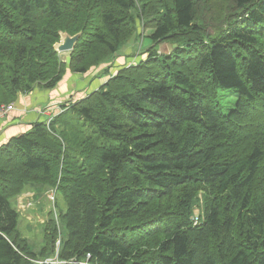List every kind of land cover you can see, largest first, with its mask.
Returning <instances> with one entry per match:
<instances>
[{"label": "trees", "instance_id": "1", "mask_svg": "<svg viewBox=\"0 0 264 264\" xmlns=\"http://www.w3.org/2000/svg\"><path fill=\"white\" fill-rule=\"evenodd\" d=\"M140 26L145 58L0 145V264L59 239L61 264H264V0H0V106L114 61ZM63 32H82L66 60ZM53 188L66 208L36 252L11 199Z\"/></svg>", "mask_w": 264, "mask_h": 264}, {"label": "rangeland", "instance_id": "2", "mask_svg": "<svg viewBox=\"0 0 264 264\" xmlns=\"http://www.w3.org/2000/svg\"><path fill=\"white\" fill-rule=\"evenodd\" d=\"M152 29H142V26L139 27L138 33L142 36H133L120 50V56H126L127 61L123 64L118 65V57L114 59V61L110 63H106L100 65L98 67H92L85 74H75L71 71L68 72L64 79V86L66 83H70V92L66 99L62 101L61 104L55 103L49 108H53L50 117L53 119L61 113L66 104H70V102H66L67 100L74 97L73 95H78V98H84L89 95L91 92L98 90V88L107 82L111 77H113L120 68L127 66L132 63L136 64L141 59L145 58L147 55V49L152 46V42L149 39V35L152 33ZM151 44V45H150ZM173 49V45L170 43H162L158 46V51L161 52H169ZM70 52L61 53L62 58L66 60ZM117 61V62H116ZM107 68V69H106ZM106 69V70H105ZM62 81L60 82V86H62ZM57 86V87H58ZM62 86V87H64ZM56 87V88H57ZM55 89V88H54ZM61 89V88H60ZM238 94L234 91H220V102L221 108L224 113H228L232 110L237 103ZM77 98V99H78ZM65 102V103H64ZM36 194V191H33ZM37 195V194H36ZM27 202L34 201V205L32 208L27 207L22 209L20 207V203L18 198L11 199V204L14 208H16L19 212L18 218V228L25 236L33 250L38 252L40 248L45 244V226L46 223H43L41 219L54 218L53 212V203L49 200L47 194L37 195L33 197H26ZM200 198L202 199V195L200 194ZM58 199V198H57ZM26 203V199L24 200ZM57 212L60 213L61 209L66 208V203L64 200H60L59 205H56ZM195 212L200 215L201 207L196 206ZM194 212V214H195ZM193 219V218H192ZM64 228V227H63ZM65 230V228H64Z\"/></svg>", "mask_w": 264, "mask_h": 264}, {"label": "crops", "instance_id": "3", "mask_svg": "<svg viewBox=\"0 0 264 264\" xmlns=\"http://www.w3.org/2000/svg\"><path fill=\"white\" fill-rule=\"evenodd\" d=\"M127 59L125 55L118 57V65L125 63ZM61 84L64 86V81ZM59 86L55 89L37 87L30 93L21 94L15 101L16 108L11 114L8 117L0 118V145L7 142L10 138L29 130L36 121H46L49 114H38L37 111L44 108L49 110V107L55 103L61 104L70 92V83H66L64 87ZM73 96L78 98V95ZM72 98L66 102H69ZM29 192L31 191L19 195L17 197L18 201L20 196Z\"/></svg>", "mask_w": 264, "mask_h": 264}, {"label": "built area", "instance_id": "4", "mask_svg": "<svg viewBox=\"0 0 264 264\" xmlns=\"http://www.w3.org/2000/svg\"><path fill=\"white\" fill-rule=\"evenodd\" d=\"M76 99H77V97L72 98V100H76ZM15 108H16L15 102H12V103L6 104V105L5 104L1 105L0 106V118L8 117ZM52 111H53V108H49V110L47 108L46 109L44 108V109L38 110L37 112H38V114H45V113L49 114V117L46 119V123H47V125H49L51 123V121L53 120V117H50ZM46 194H47L49 200L53 203L54 218H48V219L43 218V219H41V221L43 223H47L49 221V219H54L59 224V222H60L59 213L57 212V207H56V205H57V189L53 188V189L49 190ZM33 196H36V194L33 193V191L29 192L28 194H24V195L20 196V198H19L20 207L22 209H25L27 207L32 208L34 205V201L27 202L28 198H26V197H33ZM25 199H26V203H24ZM193 221L195 224L200 222V215L197 214L196 212L194 214ZM59 245H60V239L57 241V255L55 258L47 257V258H43V259H32L33 264H51V263L52 264H61V263L67 262V261H63V260L58 259V247H59ZM90 258H91V254L88 253L86 259L81 261L80 263L81 264H91ZM75 262H77V261H75Z\"/></svg>", "mask_w": 264, "mask_h": 264}, {"label": "water", "instance_id": "5", "mask_svg": "<svg viewBox=\"0 0 264 264\" xmlns=\"http://www.w3.org/2000/svg\"><path fill=\"white\" fill-rule=\"evenodd\" d=\"M82 35V32L71 35L67 32L61 34V40L55 44V48L59 53L71 52Z\"/></svg>", "mask_w": 264, "mask_h": 264}]
</instances>
